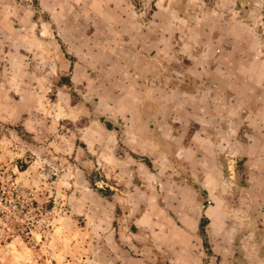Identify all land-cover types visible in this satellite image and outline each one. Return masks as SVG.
<instances>
[{
    "label": "clouds",
    "instance_id": "1",
    "mask_svg": "<svg viewBox=\"0 0 264 264\" xmlns=\"http://www.w3.org/2000/svg\"><path fill=\"white\" fill-rule=\"evenodd\" d=\"M21 252L264 264V0H0V264Z\"/></svg>",
    "mask_w": 264,
    "mask_h": 264
},
{
    "label": "rangeland",
    "instance_id": "2",
    "mask_svg": "<svg viewBox=\"0 0 264 264\" xmlns=\"http://www.w3.org/2000/svg\"><path fill=\"white\" fill-rule=\"evenodd\" d=\"M16 251L19 252L20 250L17 248ZM20 255L23 258L21 261V264H28V259H27V257L24 256V253L21 252ZM62 260H63L62 256H60L58 258H54L53 264H60V261H62Z\"/></svg>",
    "mask_w": 264,
    "mask_h": 264
}]
</instances>
